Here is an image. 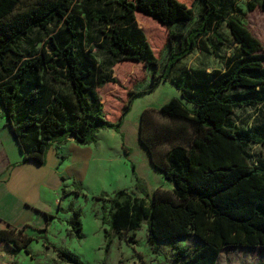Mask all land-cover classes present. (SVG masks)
Listing matches in <instances>:
<instances>
[{
	"label": "trees",
	"instance_id": "obj_1",
	"mask_svg": "<svg viewBox=\"0 0 264 264\" xmlns=\"http://www.w3.org/2000/svg\"><path fill=\"white\" fill-rule=\"evenodd\" d=\"M25 1L32 4L22 8ZM198 2V24L183 31L193 20L194 7L178 0H0V110L23 161L43 165L55 142L70 138L85 146L100 131H119L132 100L146 92L128 93L117 122L105 118L94 89L115 83L112 69L120 62L148 69L149 91L160 80H170L178 90L180 100L173 98L155 111L191 129L186 146L174 145L163 157L157 156L161 140L143 134V115L139 125V142L150 165L172 191L148 195L136 184L140 199L128 198L126 189L96 199L103 203V223L110 232L122 238L147 222L146 242L152 252L170 242L174 264H216L224 249L264 250V166L252 164L246 150L248 145L264 148V129L251 134L229 122L239 108L264 105V55L244 25L228 18L224 4ZM254 7L248 3L249 10ZM258 7L264 13V0ZM137 13L168 31L167 58L158 75L157 59L136 25ZM224 23L237 47L225 60L224 71H184L172 80L178 62ZM91 27L101 36L98 45L85 37ZM39 40L42 47L37 50ZM72 216L70 233L81 240V213L72 210ZM190 237L197 241L193 251L176 246ZM0 241L28 254L32 240L7 229L0 231ZM42 243L49 247L43 239ZM51 248L59 262L83 264L75 254Z\"/></svg>",
	"mask_w": 264,
	"mask_h": 264
},
{
	"label": "rangeland",
	"instance_id": "obj_2",
	"mask_svg": "<svg viewBox=\"0 0 264 264\" xmlns=\"http://www.w3.org/2000/svg\"><path fill=\"white\" fill-rule=\"evenodd\" d=\"M131 1V0H128ZM188 8L194 7V17L183 31L198 24L200 2L198 0H178ZM224 4L228 18L237 19L244 28L259 41L260 54L264 55V13L258 7L261 0H215ZM248 3L255 7L248 9ZM30 2H23L22 8L29 6ZM135 21L146 36L153 55L157 59L158 75L164 69L167 53L165 44L168 39V31L160 23L149 19L142 14H135ZM179 25L173 26L177 28ZM98 29L91 27L85 32V37L93 38L92 45L99 44L101 36ZM85 39V41H86ZM95 40V41H94ZM36 44L37 50L42 47V42ZM86 44L84 45V47ZM237 52L225 23L215 32L208 34L196 43V48L178 62L172 80L180 77L184 71L206 72L225 69V60ZM97 61L102 62V55L94 49ZM264 67V65H263ZM111 77L115 83H107L94 89L98 99L103 105L105 118L117 122L122 107L127 102L128 93L146 91L135 97L130 107L124 114L119 131L115 135L111 130L100 131L97 134L96 144L92 145V159L88 164V171L97 172L92 181H87L79 197L60 195L62 204L60 208L71 212H63L62 217L67 219L72 210L81 212L80 224L83 238L76 240L75 236H68L64 223H55V230L50 231L45 238L49 247L44 245V250L35 243L30 245L31 251L37 253L35 264H66L58 261L55 247L75 254L83 264H174L175 250L170 242H163L158 246V252L153 253L147 244L146 224L143 222L140 228L134 232H128L124 237H118L110 232L109 227L103 223L106 216L101 210L102 202L96 199L104 193L111 194L114 190L140 184L151 195L158 188L172 189L170 183L163 181L160 175L150 165L149 155L139 142L140 124L143 115V134L156 136L161 143L156 149L157 156L163 157L174 145L186 146L191 137V129L182 126L178 121L162 118L155 110L168 103L173 98L180 100L178 90L170 80H160L156 87L149 91L151 85V73L143 65L124 61L116 64L112 69ZM239 91V90H238ZM229 122L236 130H243L255 134L258 129H264V105H255L251 108H239L230 116ZM146 132V133H145ZM113 135L117 136L116 139ZM117 140V142L115 141ZM120 144L125 148L120 149ZM247 153L252 164L264 166V148L261 145H248ZM88 161V160H87ZM90 179V178H89ZM91 180V179H90ZM138 182V183H137ZM130 199H140L141 195L132 190L127 193ZM63 196V197H62ZM59 199L58 192L49 191V207L56 211ZM68 206V207H67ZM53 211V212H54ZM134 236L133 242L130 240ZM193 237L183 238L176 244L177 247H186L193 251L197 247ZM43 244V243H42ZM37 249V250H36ZM264 262V250L255 249H227L222 250L217 264H254Z\"/></svg>",
	"mask_w": 264,
	"mask_h": 264
},
{
	"label": "crops",
	"instance_id": "obj_3",
	"mask_svg": "<svg viewBox=\"0 0 264 264\" xmlns=\"http://www.w3.org/2000/svg\"><path fill=\"white\" fill-rule=\"evenodd\" d=\"M115 135L113 137L116 139ZM13 137L5 115L0 110V231H20L25 238L32 240L26 248L28 254L23 249L14 251L11 244L0 241V264H35L37 253L31 251L30 245L35 243L42 250L46 249L40 239L55 230L56 222L64 223L66 234L73 236L69 224L73 219L72 213L67 219L62 217L63 212H71V207L68 210L60 208V195L79 197L87 183V177V181H92L98 175L97 172L88 171V164L92 159V145L96 144L97 135L93 143L85 146H79L70 138L55 142L45 154L43 165L23 161ZM120 142V149L124 151L125 148ZM135 186L122 189L129 192L136 190ZM51 190L59 194L56 211L49 207L48 195ZM118 190L101 195L111 197ZM155 191L170 192L172 189L158 188L153 192Z\"/></svg>",
	"mask_w": 264,
	"mask_h": 264
}]
</instances>
